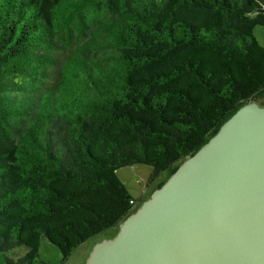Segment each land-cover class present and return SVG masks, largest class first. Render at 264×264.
<instances>
[{
  "label": "trees",
  "instance_id": "obj_1",
  "mask_svg": "<svg viewBox=\"0 0 264 264\" xmlns=\"http://www.w3.org/2000/svg\"><path fill=\"white\" fill-rule=\"evenodd\" d=\"M256 25L264 0H0L5 263L34 264L43 238L66 259L141 203L118 168L166 172L156 188L238 107L263 105Z\"/></svg>",
  "mask_w": 264,
  "mask_h": 264
},
{
  "label": "water",
  "instance_id": "obj_2",
  "mask_svg": "<svg viewBox=\"0 0 264 264\" xmlns=\"http://www.w3.org/2000/svg\"><path fill=\"white\" fill-rule=\"evenodd\" d=\"M86 264H264V105L238 107Z\"/></svg>",
  "mask_w": 264,
  "mask_h": 264
},
{
  "label": "rangeland",
  "instance_id": "obj_3",
  "mask_svg": "<svg viewBox=\"0 0 264 264\" xmlns=\"http://www.w3.org/2000/svg\"><path fill=\"white\" fill-rule=\"evenodd\" d=\"M253 35L256 37L257 41L264 46V26H254ZM151 172V166L140 163L122 166L116 170L118 177L126 185L133 198L137 200L136 206L142 199H145L150 194L158 182L167 176V173L163 172L156 178L155 181L148 182ZM117 230L118 225H115L97 235L92 236L78 246V248L74 249L64 260L62 259L58 247L50 243L46 238H43L39 248V260H37L34 264H43L44 262L46 264H86V259L94 243L103 238L113 237ZM24 252L25 247H18L9 252L8 255L12 258H16ZM0 264H6L4 255L1 251Z\"/></svg>",
  "mask_w": 264,
  "mask_h": 264
}]
</instances>
